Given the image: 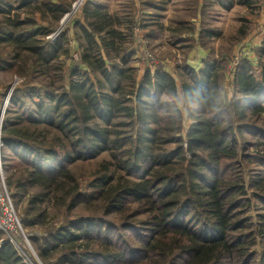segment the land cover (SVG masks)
<instances>
[{"label":"trees","instance_id":"16d2710c","mask_svg":"<svg viewBox=\"0 0 264 264\" xmlns=\"http://www.w3.org/2000/svg\"><path fill=\"white\" fill-rule=\"evenodd\" d=\"M30 3L21 0L19 9ZM195 3L198 25L174 30L176 42L190 41L187 53L209 51L218 36L205 26L208 7ZM235 3L253 7L251 0ZM83 5L82 20L73 24L80 36L71 34L74 60L65 32L47 42L50 28L26 16L19 21L0 0L6 17L0 43L25 54L21 72L7 63V52L0 67L27 77L58 61L59 88L44 80L16 88L0 136L6 190L37 258L42 264H264V214L255 223L247 217L248 197L264 208V42L254 60L242 55L236 62L231 49L219 47V56H208L200 69L185 62L173 72L141 57L144 40L163 31L157 21L145 26L141 11L123 32L102 6ZM46 7L56 19L70 9ZM248 37L240 28L238 40ZM103 154L109 160L98 164L90 189H81L71 167ZM249 164L260 170L247 184L242 169ZM49 205L64 209L61 222L50 218ZM82 205L100 207L101 214L73 215ZM140 216L146 219L137 223ZM16 232L0 230V264H29Z\"/></svg>","mask_w":264,"mask_h":264},{"label":"rangeland","instance_id":"374dc122","mask_svg":"<svg viewBox=\"0 0 264 264\" xmlns=\"http://www.w3.org/2000/svg\"><path fill=\"white\" fill-rule=\"evenodd\" d=\"M5 1L11 8V15H18L19 21L22 22L26 16L28 18H32L36 22L38 28L39 26L50 28L51 31L49 32L48 36L45 37L47 42L54 43L59 35L65 32L64 47L68 49V55L71 57L70 59L74 60H77L78 58L77 53H75L77 52L75 51L76 46L72 43L71 34L72 32L73 34L77 33L79 36L80 34L73 24L77 20H82L81 8L87 1H91L92 7L100 5L104 10H107L109 14L116 16L118 18V22H116L118 24V28L123 32H125L127 29V22L133 19L134 14L137 15V13L141 11L144 14L142 15V18L140 15V18L142 19L145 26L157 21L158 25L163 29V31L156 40H144L143 45H146L147 47L146 49H142L141 57L149 55V57L154 59L156 64L161 63L166 65L169 70L172 71L173 69V72L175 68L177 70L178 68H181L182 64L185 62L195 70L200 69L202 65H199V63L203 62H201L200 56L205 55L204 59L208 56L217 58L219 56V47L228 48L229 50L231 49L230 53L232 54L231 56H233L232 60H235L236 62H238L240 59L239 57L242 55H246L249 59L254 60L253 51L260 48L264 42V0H251L254 6L252 5L253 7H247L248 10L242 6L235 7L230 15H228V19L226 21L223 20L222 25H219L216 21V11L213 9L212 12L207 10L205 26L215 30L218 33V36H215L212 41L208 42L209 51L203 52L199 47H197L198 49H195L199 51L197 56L195 55V50L187 53V46L190 44V41L186 40L188 39L187 37L176 42L177 34L174 31L176 28L180 29L182 27H187V23H195L198 25L200 17L198 13V6L195 3V0H141V4L138 3V0H135L136 2H134V0H31L29 6H26L22 9H19L21 0ZM48 3L68 4L70 9L67 13L56 19L58 15L57 13H50L48 7H46ZM205 4L211 5V0H206ZM4 19H6V17H4L3 14H0V21L2 22ZM181 20L183 21L182 23L185 24L180 25ZM240 28H243L247 35H251V37H248L249 40L247 43H245V41L238 40V31ZM259 34L263 35L260 40L257 39ZM180 37L181 36L178 38ZM132 39L134 42L138 40V38L135 40V37ZM127 42L125 45L126 47L130 46V43ZM4 52L10 53L7 63L18 64L19 71L21 72L23 69L22 59L25 57V54L17 53L18 51L14 52L11 48L7 47L5 43H0V54ZM64 56L65 55H62L60 59H64L66 61V65H68L70 60H66V56ZM16 57H18V59H15ZM57 62L58 61L54 60L48 66L44 67V70L40 68L36 74H29L27 77L17 74L13 68L0 67V136L2 133V121L5 115V110L8 108L10 102V98L7 102L8 96H11L16 88H21L26 83L40 86L41 80L51 82L53 84V88L55 89L59 88V71L55 69ZM135 62L136 59H131L132 64ZM234 65L235 62L231 63L229 68H232ZM231 70L229 72H231ZM230 83L231 79L229 74H227L226 81H224L223 84L224 97L227 100L230 99L233 92L231 90ZM259 123L263 124V121ZM187 126L188 121L184 117L183 128L185 129ZM103 159L109 160V157L103 154L94 160L84 162L79 161L73 164L71 170L73 171L77 181L81 184V189H90V183H92L95 179L94 176L98 169L97 166ZM259 170L260 169L255 164L243 166L242 172L247 184H249L251 179L253 180L258 175ZM2 171V175L5 178V170ZM247 184L245 185L247 186ZM34 192V190H30V194H34ZM248 192L250 193L251 190L249 189ZM3 196L4 193L0 188V208L2 204L1 199ZM248 198L251 200L252 209L251 212L247 214V217L249 216L250 220L255 223L259 220L258 216L264 214V208L261 206L259 200L250 197ZM100 205L101 204H99V206ZM101 211L102 209H100V207L98 211L95 212L94 210L82 205V207H79L73 211L72 214L93 216L95 214L100 215ZM48 213L50 218L55 221L58 218L57 220H60L61 222L64 218V209L62 207L49 205ZM15 215H17L16 211ZM145 219V216L136 218L138 221L137 223H140ZM5 223L7 226L11 224L10 221H6ZM31 232L33 233V230ZM16 235H20L22 237L18 229ZM23 243L25 244L27 255H29L30 258L29 264H42L38 258L36 260L34 257V254L36 255L35 250L27 238L26 240L23 238ZM27 244L30 245V248L27 246Z\"/></svg>","mask_w":264,"mask_h":264},{"label":"built area","instance_id":"2783aa9c","mask_svg":"<svg viewBox=\"0 0 264 264\" xmlns=\"http://www.w3.org/2000/svg\"><path fill=\"white\" fill-rule=\"evenodd\" d=\"M49 38V37H48ZM145 57L149 58L150 60L152 59L149 57V55H145ZM10 95L8 96L7 102L9 101ZM1 143H0V148H1ZM2 163H1V158H0V188L4 193L3 198L1 199L2 204L0 208V230L3 231L6 235L8 232H15L16 228L19 230V233L22 235L24 240H26V237L24 236V233L19 225V221L15 215V211L12 207V204L10 202V198L8 195V192L6 190L5 182H4V177L2 175ZM6 221H10L11 224L9 226L6 225ZM12 242V240L10 239ZM27 246L30 248V245L27 244Z\"/></svg>","mask_w":264,"mask_h":264},{"label":"crops","instance_id":"0c3cea01","mask_svg":"<svg viewBox=\"0 0 264 264\" xmlns=\"http://www.w3.org/2000/svg\"><path fill=\"white\" fill-rule=\"evenodd\" d=\"M223 0H211V5H206L205 4V2H206V0H198V2H199V5H201V3L202 2H204V4L208 7V10L210 11V12H212V9L213 10H215L216 11V21H217V23L219 24V25H222L223 24V20H227L228 19V15H230V13L234 10V8L235 7H237V6H240V5H237L236 3H235V0H231V8L229 9V10H225V9H222L219 5L221 4V2H222ZM252 2V1H251ZM225 4L226 5H228V0H225ZM253 6H254V4H252ZM242 7H245V9H247L248 10V8L246 7V6H242ZM217 33V32H216ZM218 34V33H217ZM262 34H259L258 36H257V39H259L260 40V38H262ZM249 37H251V35H249ZM214 39V38H213ZM213 39H211V41L213 40ZM248 40H249V38H247V40L245 41V43H247L248 42ZM198 49V48H197ZM200 50H202V49H200ZM194 51V50H193ZM203 51V50H202ZM203 52H205V51H203ZM197 54H199V51H197V50H195V55L197 56ZM204 54V53H203ZM194 57V56H193ZM204 57H205V55H203V56H200V59H201V62L203 61V60H205L204 59ZM199 65H202V63H199ZM198 66V65H197Z\"/></svg>","mask_w":264,"mask_h":264},{"label":"water","instance_id":"95a60500","mask_svg":"<svg viewBox=\"0 0 264 264\" xmlns=\"http://www.w3.org/2000/svg\"><path fill=\"white\" fill-rule=\"evenodd\" d=\"M0 143H1V141H0ZM34 257L36 258V260H37V257H36V255L34 254Z\"/></svg>","mask_w":264,"mask_h":264}]
</instances>
